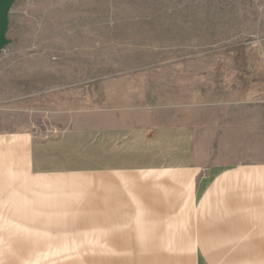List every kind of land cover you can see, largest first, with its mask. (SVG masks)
I'll list each match as a JSON object with an SVG mask.
<instances>
[{
  "label": "rangeland",
  "instance_id": "1",
  "mask_svg": "<svg viewBox=\"0 0 264 264\" xmlns=\"http://www.w3.org/2000/svg\"><path fill=\"white\" fill-rule=\"evenodd\" d=\"M6 37L1 131L48 139L150 108L193 122L202 169L264 161V0H16Z\"/></svg>",
  "mask_w": 264,
  "mask_h": 264
},
{
  "label": "crops",
  "instance_id": "2",
  "mask_svg": "<svg viewBox=\"0 0 264 264\" xmlns=\"http://www.w3.org/2000/svg\"><path fill=\"white\" fill-rule=\"evenodd\" d=\"M118 115L0 130V264H264V161L202 169L192 121Z\"/></svg>",
  "mask_w": 264,
  "mask_h": 264
},
{
  "label": "water",
  "instance_id": "3",
  "mask_svg": "<svg viewBox=\"0 0 264 264\" xmlns=\"http://www.w3.org/2000/svg\"><path fill=\"white\" fill-rule=\"evenodd\" d=\"M16 0H0V53L4 47L9 43V39L6 37L8 28V13Z\"/></svg>",
  "mask_w": 264,
  "mask_h": 264
}]
</instances>
